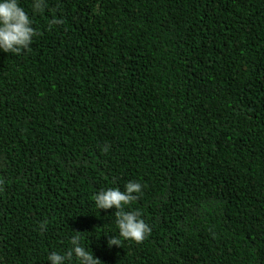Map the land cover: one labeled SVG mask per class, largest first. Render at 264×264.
Listing matches in <instances>:
<instances>
[{"label": "trees", "instance_id": "1", "mask_svg": "<svg viewBox=\"0 0 264 264\" xmlns=\"http://www.w3.org/2000/svg\"><path fill=\"white\" fill-rule=\"evenodd\" d=\"M19 4L37 35L0 52V264H50L73 231L100 264H264V0ZM129 181L139 243L94 203Z\"/></svg>", "mask_w": 264, "mask_h": 264}, {"label": "clouds", "instance_id": "2", "mask_svg": "<svg viewBox=\"0 0 264 264\" xmlns=\"http://www.w3.org/2000/svg\"><path fill=\"white\" fill-rule=\"evenodd\" d=\"M46 0H32V8L39 12L45 7ZM61 23L60 19H53L49 26ZM37 35L32 26L29 14L19 4V0H0V52L18 54L27 50ZM142 191V185L136 181L127 182L123 190L118 187L100 189L94 194V203L98 209H114L115 224L119 237L123 240L142 242L151 231L150 226L142 218L138 210H125L131 202L138 199ZM46 224L42 223L43 231ZM70 237V248L63 253L51 252L47 261L50 264H100L89 248L88 236L82 237V232L73 231ZM82 239L88 241L87 246L81 243ZM109 246H120V239L110 237L107 240Z\"/></svg>", "mask_w": 264, "mask_h": 264}]
</instances>
